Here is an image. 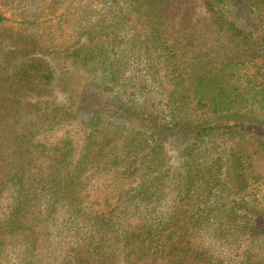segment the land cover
I'll use <instances>...</instances> for the list:
<instances>
[{"label":"trees","instance_id":"obj_1","mask_svg":"<svg viewBox=\"0 0 264 264\" xmlns=\"http://www.w3.org/2000/svg\"><path fill=\"white\" fill-rule=\"evenodd\" d=\"M148 259L264 264V0H0V264Z\"/></svg>","mask_w":264,"mask_h":264},{"label":"rangeland","instance_id":"obj_2","mask_svg":"<svg viewBox=\"0 0 264 264\" xmlns=\"http://www.w3.org/2000/svg\"><path fill=\"white\" fill-rule=\"evenodd\" d=\"M61 13H62V9L58 11L57 15L53 16L52 20L54 23H57V22L62 20L60 18ZM202 14H204V13H202ZM7 16H9L13 19H16V20L20 18L18 12H14L13 10H8ZM140 264H172V263H170L169 261H167L165 259H148V260H146ZM175 264H197V263L194 262L193 259H183L181 261H177Z\"/></svg>","mask_w":264,"mask_h":264}]
</instances>
